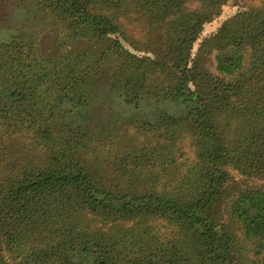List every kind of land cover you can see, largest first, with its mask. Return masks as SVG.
I'll return each mask as SVG.
<instances>
[{
  "label": "trees",
  "instance_id": "1",
  "mask_svg": "<svg viewBox=\"0 0 264 264\" xmlns=\"http://www.w3.org/2000/svg\"><path fill=\"white\" fill-rule=\"evenodd\" d=\"M0 27V264H264V0H11Z\"/></svg>",
  "mask_w": 264,
  "mask_h": 264
},
{
  "label": "rangeland",
  "instance_id": "2",
  "mask_svg": "<svg viewBox=\"0 0 264 264\" xmlns=\"http://www.w3.org/2000/svg\"><path fill=\"white\" fill-rule=\"evenodd\" d=\"M237 11V6L234 5L233 2H228L225 6L222 7L221 14L218 18L214 19L211 23L206 24L203 28V31L201 32L197 42L193 46L192 55L194 56L197 52L199 43L203 41L204 39L212 36L215 34L217 29L220 27V25L227 20L228 18L232 17ZM11 12V0H0V26L4 24ZM1 28V27H0ZM49 29H45L40 31L38 36V44L41 46L42 51L45 53H54L55 47H54V35L51 32L48 33ZM127 49L132 51L127 45L125 46ZM209 70L213 73H215V63L213 60L209 61ZM226 80H229V78H226ZM108 90L106 86H103L102 84H97L92 89L93 98H95V106H97L106 96H108ZM184 151L186 152V155H191V150H188V148H184ZM230 175L235 177L238 180V176L230 171Z\"/></svg>",
  "mask_w": 264,
  "mask_h": 264
}]
</instances>
